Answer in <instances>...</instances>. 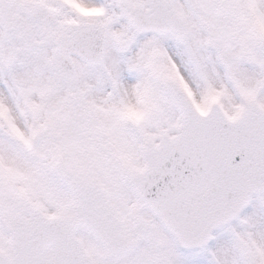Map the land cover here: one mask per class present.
Wrapping results in <instances>:
<instances>
[{
    "label": "snow or ice",
    "instance_id": "1",
    "mask_svg": "<svg viewBox=\"0 0 264 264\" xmlns=\"http://www.w3.org/2000/svg\"><path fill=\"white\" fill-rule=\"evenodd\" d=\"M0 264H264V0H0Z\"/></svg>",
    "mask_w": 264,
    "mask_h": 264
}]
</instances>
